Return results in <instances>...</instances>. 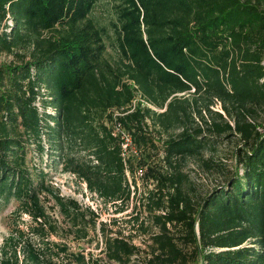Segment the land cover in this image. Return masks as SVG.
I'll return each mask as SVG.
<instances>
[{
	"label": "trees",
	"instance_id": "obj_1",
	"mask_svg": "<svg viewBox=\"0 0 264 264\" xmlns=\"http://www.w3.org/2000/svg\"><path fill=\"white\" fill-rule=\"evenodd\" d=\"M116 1L113 65L88 17L95 0H0V54L17 56L0 63V205L16 201L0 264H103L78 241L100 242L105 260L119 264L138 253L132 235L61 195L41 166L43 155L46 165L57 157L103 206L122 211L133 196L129 159L102 117L129 107L133 90L163 110L137 102L120 120L135 126L137 143L145 119L179 129L162 141L172 168L178 157L212 151L221 135L240 143L232 172L195 204L178 170L157 175L141 201L153 204L156 225L144 264H264V127L255 124L264 106V0ZM23 47L27 58L14 52Z\"/></svg>",
	"mask_w": 264,
	"mask_h": 264
},
{
	"label": "rangeland",
	"instance_id": "obj_2",
	"mask_svg": "<svg viewBox=\"0 0 264 264\" xmlns=\"http://www.w3.org/2000/svg\"><path fill=\"white\" fill-rule=\"evenodd\" d=\"M116 0H95L88 17L93 24L101 31L103 36V42L105 44V52L103 57L113 65H117L120 59L119 53L115 48L116 45V33L115 24L116 17L114 12V5ZM260 9H263L261 7ZM14 52L21 54L24 58L28 56V49L26 47L15 49ZM17 60V56L13 53H1L0 63H8ZM264 66V59L261 62ZM131 84V82L127 81ZM133 97L130 100V106L113 107L109 109L102 119L104 123L109 126L118 123L125 132H127L131 150L126 151V158L129 159L126 175L130 182L131 189L133 190V196L130 197L127 204L120 212H114L112 205L106 204L103 206L94 194L89 193L82 181H79L70 172L62 169L61 164L57 157L52 156V160L46 165V157L42 156L41 166L44 171L47 172V178L50 183L58 188L61 195L72 196L80 203L90 206L94 211L98 213V220L109 224V227L116 229L121 234L132 235L131 242L139 247V251L136 255L132 256L127 264H144V259L147 258V247L149 243L150 234L156 231V225L152 222L151 214L153 212V204H143L142 198L146 194L147 190L155 188V178L161 171L174 172L178 170L182 174L180 181V188L191 197L193 203L199 202L201 196L210 190L213 186L220 184L225 177L234 169L233 157L231 151L235 146H240L239 141L235 135L231 137L219 136L213 143L212 151L204 150L196 156L186 155L178 157L174 161L173 167L167 165L163 158L162 153V141L168 137H173L177 134L179 129L169 127L167 129L153 125L150 119H145L146 123H142L144 135L146 140L144 143L135 142L134 136H138V133L134 129L135 126L128 121L120 120V117L130 111L137 102L139 106H145L157 112L162 111L163 108H158L152 104L146 102L140 97L137 90H133ZM180 95V94H178ZM188 94L183 95L186 97ZM123 107L128 108L124 113L121 112ZM194 108V107H193ZM212 110L222 112L218 101H214V104L210 106ZM203 117H208L206 110H201ZM224 116V115H223ZM194 121L197 125L201 126L202 134H207L206 127L199 118L197 113H193ZM215 120H218L214 116ZM131 126V127H127ZM255 124H257V130L262 131L264 127V106L257 108L255 115ZM125 158V159H126ZM212 159V162H217L221 166H207L205 165V159ZM33 162H38L35 158ZM240 173L241 170L238 169ZM166 189H163L165 192ZM51 204V202H48ZM16 201L11 199L5 205H0V242L2 238L7 234L9 224L12 222L10 218V212L14 209ZM55 216L57 214L55 213ZM133 217H136L132 219ZM22 219L25 221L27 217L22 215ZM114 219L112 224L110 220ZM21 228H24L23 223H19ZM171 228V227H169ZM73 243V242H72ZM78 245L82 246L85 251H89L93 256L102 258L100 262L103 264H119L115 261H107L104 258L103 252L100 250L101 243L95 246L93 241L88 244L83 241H78ZM75 247L74 243L71 244Z\"/></svg>",
	"mask_w": 264,
	"mask_h": 264
},
{
	"label": "built area",
	"instance_id": "obj_3",
	"mask_svg": "<svg viewBox=\"0 0 264 264\" xmlns=\"http://www.w3.org/2000/svg\"><path fill=\"white\" fill-rule=\"evenodd\" d=\"M110 133L117 138L120 147V155L124 161L126 158V151L132 149L129 136L118 123L110 126Z\"/></svg>",
	"mask_w": 264,
	"mask_h": 264
}]
</instances>
